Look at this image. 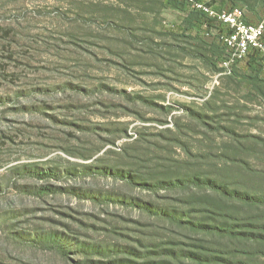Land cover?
Returning <instances> with one entry per match:
<instances>
[{
	"label": "rangeland",
	"instance_id": "obj_1",
	"mask_svg": "<svg viewBox=\"0 0 264 264\" xmlns=\"http://www.w3.org/2000/svg\"><path fill=\"white\" fill-rule=\"evenodd\" d=\"M168 1L0 0V264H264V75Z\"/></svg>",
	"mask_w": 264,
	"mask_h": 264
},
{
	"label": "built area",
	"instance_id": "obj_2",
	"mask_svg": "<svg viewBox=\"0 0 264 264\" xmlns=\"http://www.w3.org/2000/svg\"><path fill=\"white\" fill-rule=\"evenodd\" d=\"M186 1L195 12L206 17L203 33L207 38L218 31L226 52L222 63L225 75L231 76L238 64L249 60L254 54L258 55L264 71V17L258 23H250L243 8L216 10L210 2Z\"/></svg>",
	"mask_w": 264,
	"mask_h": 264
},
{
	"label": "crops",
	"instance_id": "obj_3",
	"mask_svg": "<svg viewBox=\"0 0 264 264\" xmlns=\"http://www.w3.org/2000/svg\"><path fill=\"white\" fill-rule=\"evenodd\" d=\"M205 1H213V7L216 10H223V9H231L234 7H240L243 8L246 11L247 20L250 23H258L262 18L264 17V6L261 7L260 5H249L245 4L240 1H234V0H205ZM251 8V9H250ZM175 10L176 12H179L180 15L184 16V22L185 20L192 15V13H196L190 6H180V8H171ZM191 30L196 29L195 27L190 28ZM262 75H264L262 73Z\"/></svg>",
	"mask_w": 264,
	"mask_h": 264
},
{
	"label": "trees",
	"instance_id": "obj_4",
	"mask_svg": "<svg viewBox=\"0 0 264 264\" xmlns=\"http://www.w3.org/2000/svg\"><path fill=\"white\" fill-rule=\"evenodd\" d=\"M204 1V0H202ZM236 1H240L243 2L245 4H250V2H248V0H234ZM258 1V0H257ZM213 1H210V3L212 4ZM258 5H260L261 7L264 6V0H259ZM187 1L186 0H170L168 1V7L169 8H180V6H187ZM213 5V4H212ZM189 6V5H188ZM206 17L204 15H202L201 13H192V15H190L186 20H185V24L187 25V28L190 29L192 27H197L199 28L201 31H203V24L206 22ZM212 37V36H211ZM260 60L258 59V55L254 54L250 59H249V66L254 69L259 71L260 73L264 74V71L262 70V67L260 65Z\"/></svg>",
	"mask_w": 264,
	"mask_h": 264
}]
</instances>
